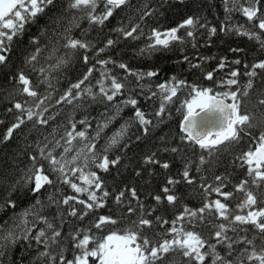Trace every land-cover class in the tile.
<instances>
[{"label": "snow or ice", "instance_id": "6c2138e0", "mask_svg": "<svg viewBox=\"0 0 264 264\" xmlns=\"http://www.w3.org/2000/svg\"><path fill=\"white\" fill-rule=\"evenodd\" d=\"M221 2L225 16L219 28L210 26L203 14L192 12L174 27L151 26L145 31L148 20L158 18L165 3L169 9L178 10L191 8V4L186 0H0V66L10 63L14 43L23 45L27 36L24 68L7 74L15 86L8 93L11 106L0 117V125L5 126L0 132V264H264V59L245 63L243 73L240 68H231L228 78L217 79L215 72L242 64L239 58L229 61L221 57L216 69L203 73L214 86L173 75L153 89L145 81L157 77L158 71L134 70L111 56H102L121 41L142 37L147 41L139 49L141 56L171 51L186 43L195 48L200 29L209 36L219 31L246 37L264 54V0ZM204 6L214 5L203 0L199 7ZM234 13H241L246 24H231ZM83 21H87V28H81ZM30 26L37 32L28 35ZM76 29H80L79 36L73 34ZM93 29H108V34L103 40L89 38ZM230 51L240 53L244 49ZM77 56L84 70L61 90V79H67L64 70ZM182 59L194 69L201 68L187 55ZM209 59L215 57H201ZM109 65L125 75H113ZM96 72L98 76H94ZM241 75L247 77L242 90ZM254 88L256 103L242 111L244 98ZM137 89L139 96L158 101L152 113L139 106L140 100L133 94ZM181 91H186L190 99L185 98L176 108L181 116L179 140L192 149L193 155L198 148L199 154L192 159L182 154L184 149L179 146H165L163 151L180 154L183 171L180 179L169 176L161 189L163 195H154L153 199L157 205L176 206L181 198L175 186L181 181L193 185L194 172L201 173L199 187L204 199L202 206H183L174 218L166 219L154 215L157 208L146 209L135 187L125 186L113 195L102 174L121 164L122 155L112 154L129 149L133 136L141 142L171 119L169 105L179 99ZM16 96L25 99L17 100ZM91 104L105 106L99 118H75L77 110H86ZM63 105L72 106L66 122L58 120ZM125 108L133 110L132 116L107 135L106 130L121 118ZM133 128L135 133H131ZM245 137L255 141L247 150L239 147ZM17 140L21 142L17 144ZM232 155L234 165L239 162L241 167L246 166L248 177L235 185V192L242 193L235 208L227 203L235 195L225 191L227 177L213 173L209 183L203 175ZM23 156L28 162L21 167ZM143 163L170 168L169 162L156 158V152L146 155ZM136 175H141L140 171ZM61 186L70 188L73 195H65ZM212 193L222 199L209 200ZM21 194L33 198L22 209ZM109 197L120 211L95 217L88 228L65 234L63 224L54 222L64 215L59 211L61 206H68V216L83 221L104 208ZM133 201L137 207L132 206ZM53 207L57 211L46 215ZM106 225L113 227L105 236L93 232L103 231ZM66 241H70V249Z\"/></svg>", "mask_w": 264, "mask_h": 264}, {"label": "trees", "instance_id": "16d2710c", "mask_svg": "<svg viewBox=\"0 0 264 264\" xmlns=\"http://www.w3.org/2000/svg\"><path fill=\"white\" fill-rule=\"evenodd\" d=\"M187 3L191 4V8L187 9H169L168 5L165 3L161 8V14L157 17H153L148 20L145 31L148 27L156 26L162 29H167L178 25L181 20L192 12H197L198 14H203L206 17L207 22L210 26H217L223 22L225 13L223 11V6L221 0H210V3L214 5L209 8L207 6L199 7L203 3V0H196V3L193 4L192 0H186ZM155 4H153V7ZM43 23V19L41 20ZM116 22L114 21L113 24ZM231 24L241 25L246 24V18L242 16L241 13H234L232 16ZM87 21H83L81 28H87ZM37 32L35 26H30V31L28 35H32ZM99 33V35H98ZM76 36H79L80 29H76L73 33ZM108 34V29H104L102 32L99 29H93L89 33V38H95L103 40ZM196 47L193 48L191 44L178 45L174 47L171 51H165L163 53L157 52L152 56H141L139 55V49L143 48L147 37H142L138 41H121L115 48L109 50L107 53L102 54V56L107 57L111 56L113 59L124 62L129 65L130 68L138 71H150L156 70L159 72L157 77L151 79V81H145V83H151L153 89L155 84L163 82L169 79L171 76L176 75L179 78L186 79L189 82H194L204 86H214L212 81H207L203 78V73L206 71H211L216 69L217 63L221 57H227L230 60L239 58L242 61L241 65H230L223 70L215 72V77L219 78H228L227 73L231 68H240L241 73L244 72L243 65L245 63H250L254 59H264V54L258 51V46L256 42L248 40L246 37L236 36L233 33L225 35L218 31L217 35L209 36L205 29H200L197 34ZM27 36L24 38V44L16 42L13 45V49L10 55V63L5 66H0V117L6 115V107H10V98L8 93L13 91L15 86V81L9 82L7 79V74L18 71L21 68H24L23 64V55L26 54L27 50ZM98 46H101L98 44ZM180 48H183V52L180 51ZM231 48H242L243 52L233 53L230 51ZM89 55H92L90 53ZM187 55L193 64L200 63L201 68L194 69L190 64L183 62V56ZM215 57V59H209L207 61L201 60V57ZM98 68L100 66H97ZM109 68L112 70L113 75L124 76L125 73L123 70L109 65ZM84 70L83 64L80 62L78 56L74 60L73 64L65 69L64 72L67 73V79H61L58 87L63 90L68 84L69 81H74L80 73ZM27 71V69H25ZM99 73H94V76H98ZM36 74L32 73L33 79H35ZM240 79V88L242 90L243 85L247 81V77L241 75ZM129 80L135 83L134 78L129 77ZM92 83L95 84V80H92ZM237 86H233L232 90H236ZM256 87H259L257 83ZM98 90V86L96 89ZM218 90H227V89H218ZM139 89L136 90L134 95H137V98L140 100L139 106L146 112L152 113L153 110L158 106V101L155 98L149 100L147 96H139ZM179 99L169 105L171 110V119L165 121L159 125V127L147 138L141 142L133 140L131 142V147L123 152H116L115 154L122 155L121 164L115 168H112L110 172L103 173L102 178L105 180L106 185L110 192L113 195L119 190L123 189L125 186L135 187L137 189L138 195L140 196L141 202L144 203L146 209L157 208L158 211L154 215H163L166 219L174 218V215L177 214L183 206H188L190 208H198L202 206L203 203V194L202 189H200L199 184L201 181V173L194 172L193 174L196 177V182L193 185H187L183 181L179 185H176L174 188L175 193L180 196V201L176 206L167 205L166 203L157 205L153 199L154 195H163L161 189L166 184V180L169 176L180 179V174L183 171V160L180 158V154H174L163 151L165 146H179L184 149L182 154L191 156L192 159L196 158V155L199 154V149H196V155H193L192 149L182 144L179 140V122L181 120L180 114L176 112V108L179 106L187 96L186 91H181L179 94ZM17 100H23L25 97L16 96ZM126 98L118 97V100ZM257 93L255 88L250 90L249 96L244 98L245 102L241 104V110L243 111L245 107L251 108L252 104L257 101ZM30 99V98H28ZM90 103V102H89ZM63 109L62 115L58 117V120L66 122L68 115L72 113L71 105L61 106ZM105 106L102 104H91L90 107H87L86 110H77L75 112V118L80 119L85 115H90L92 117L99 118V114L104 111ZM133 110L131 108H125L121 114V118L116 121L109 129L106 130L107 135H111V132L118 128L124 120L132 116ZM95 120H92V125L95 127ZM31 127V122H29V128ZM5 130L4 125H0V132ZM136 129L133 128L131 133H135ZM130 133V134H131ZM160 137H164V140H161ZM22 139V137H21ZM32 139V136H29V140ZM21 141L17 140L16 143L19 144ZM104 143L103 140L100 141V145ZM255 145V141L251 140L248 137H245L239 146L240 149L247 150L250 147ZM99 146V145H98ZM156 152V158L161 162H169L170 168L165 170L158 165H145L143 163V158ZM237 155L239 152L236 153ZM235 159V155L226 156L223 158L221 164L215 167L212 172L205 171L203 175L208 177V182H212V176L214 174H224L228 179V187L225 191H233L235 193L234 197L227 201L233 208L239 201V198L242 196V193L235 192V185H237L241 180L248 178L246 174V166L241 167L240 163L237 162L235 165L232 163V160ZM28 162L27 156L22 157L21 167ZM207 167V166H206ZM140 171L141 175L137 176L136 172ZM63 188V193L65 195H73V192L67 186H61ZM46 199V196L44 197ZM218 197L215 193H212L208 199H216ZM33 198L24 197L21 194L20 208H24L31 203ZM222 199V198H221ZM133 207H137L135 201L132 204ZM79 209L82 206L76 205ZM68 206H61L59 211L64 213L63 217L54 221L57 224H63L64 233L74 231L77 228H88L91 226L90 222L99 215H115L120 209L113 202L112 198H108V202L104 208L97 209L95 212L90 213L83 221L67 215ZM57 209L55 207L51 208L46 212V215H53ZM211 219V218H210ZM112 225H106L103 231L93 229V232L97 236H105L108 234V230L112 228ZM165 228L167 225L164 226ZM163 231V229H159ZM205 235L207 233L205 232ZM251 235V233H249ZM69 249L71 248L70 241H66ZM71 256V252L67 253Z\"/></svg>", "mask_w": 264, "mask_h": 264}]
</instances>
